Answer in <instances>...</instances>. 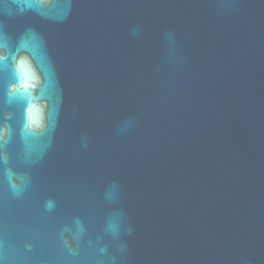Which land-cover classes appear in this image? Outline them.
Masks as SVG:
<instances>
[{"label":"water","instance_id":"water-1","mask_svg":"<svg viewBox=\"0 0 264 264\" xmlns=\"http://www.w3.org/2000/svg\"><path fill=\"white\" fill-rule=\"evenodd\" d=\"M0 256L264 264V0H0Z\"/></svg>","mask_w":264,"mask_h":264},{"label":"clouds","instance_id":"clouds-1","mask_svg":"<svg viewBox=\"0 0 264 264\" xmlns=\"http://www.w3.org/2000/svg\"><path fill=\"white\" fill-rule=\"evenodd\" d=\"M11 56L12 68L14 69L15 83H8L5 89V95L9 98L19 96L29 100L28 106L25 109L26 114V129L33 131L35 128L42 127L41 121L33 118V111L36 107L33 99L34 89L38 87L40 78L35 68L30 65L27 58L23 55L10 53L4 47H0V65L7 67L6 62ZM6 126L0 125V141L4 139ZM0 264H9L6 257L0 256Z\"/></svg>","mask_w":264,"mask_h":264}]
</instances>
